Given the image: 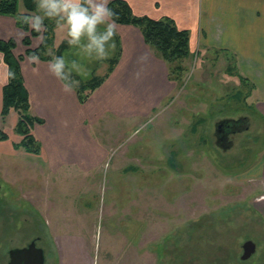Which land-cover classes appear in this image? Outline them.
I'll use <instances>...</instances> for the list:
<instances>
[{
  "label": "rangeland",
  "instance_id": "obj_1",
  "mask_svg": "<svg viewBox=\"0 0 264 264\" xmlns=\"http://www.w3.org/2000/svg\"><path fill=\"white\" fill-rule=\"evenodd\" d=\"M56 34L66 40L55 26ZM63 56L80 65L79 83L109 68L75 47ZM235 59L191 52L157 112L101 121L92 132L109 158L96 171L53 174L22 148L0 156V264L33 242L46 264H60L56 236L84 248L73 264H264V93L241 79ZM241 118L250 129L233 136L231 150L218 148L216 124ZM18 121L14 111L0 121L15 146ZM248 241L257 252L242 261Z\"/></svg>",
  "mask_w": 264,
  "mask_h": 264
},
{
  "label": "crops",
  "instance_id": "obj_2",
  "mask_svg": "<svg viewBox=\"0 0 264 264\" xmlns=\"http://www.w3.org/2000/svg\"><path fill=\"white\" fill-rule=\"evenodd\" d=\"M114 1L126 2L138 18L172 20L180 31L189 32L193 53L220 50L232 54L241 79L252 81L264 93V0H109L108 7ZM20 11L25 13L22 7ZM28 37L14 17L0 15V41L17 44L14 54L22 58L21 73L34 117L43 121L33 133L53 174L102 168L109 152L92 132L95 126L108 118L128 122L147 118L174 92L165 62L134 26L117 24L115 49L105 60L109 68L111 63L116 66L84 105L75 91L62 90L61 82L48 71L49 60L29 63L24 45ZM31 41L32 50L42 45L40 38ZM65 41L56 34V44ZM8 82L9 68L0 54V121ZM15 144L10 138L0 140V156L12 155ZM78 245V240L55 237L60 264H73L75 253L84 250Z\"/></svg>",
  "mask_w": 264,
  "mask_h": 264
},
{
  "label": "trees",
  "instance_id": "obj_3",
  "mask_svg": "<svg viewBox=\"0 0 264 264\" xmlns=\"http://www.w3.org/2000/svg\"><path fill=\"white\" fill-rule=\"evenodd\" d=\"M21 7L25 10V13H21ZM109 8L117 14V24L134 26L141 31L146 44L165 62L170 81L174 82L182 77L185 72L183 64L191 57L189 32L180 31L170 19L155 21L149 18L135 17L130 6L124 1H114L109 5ZM33 14H36V0H0L1 16H12L17 20L20 15ZM51 22L49 20L44 21L46 30L42 35L41 32L38 33L29 28L28 25L17 21L18 26L29 34V37L24 41V45L27 48V57L36 54L40 59H51L47 54L49 49L54 51L55 26H52ZM36 37H42L43 42L39 49L32 50L31 40ZM16 48L17 44L15 41H0V54L4 56V61L9 68V82L4 88L1 122L5 124L11 113L13 111L16 112L19 115L16 133L23 137V141L15 146V149L19 150L22 148L28 153L39 155L42 148L33 132L35 126L42 124L43 121L30 113L31 101L21 73L22 58L15 56ZM68 48L67 42H63L60 49L57 52L54 51L55 55L63 56ZM115 66V63H111L109 71L104 77H94L87 83H79V87L74 91L77 93L81 104L84 105L91 95L103 85ZM0 140H8V136L1 129Z\"/></svg>",
  "mask_w": 264,
  "mask_h": 264
},
{
  "label": "clouds",
  "instance_id": "obj_4",
  "mask_svg": "<svg viewBox=\"0 0 264 264\" xmlns=\"http://www.w3.org/2000/svg\"><path fill=\"white\" fill-rule=\"evenodd\" d=\"M108 4L109 0H36V14L20 15L17 21L38 33L46 30V19L52 21L65 34L70 47L78 48L89 59L106 60L115 49L118 19ZM47 54L51 57L49 73L61 82L64 92H73L79 81L73 79L72 72L78 71L80 65L72 61L69 67L64 56L51 50ZM27 59L29 63L40 62L36 54Z\"/></svg>",
  "mask_w": 264,
  "mask_h": 264
},
{
  "label": "water",
  "instance_id": "obj_5",
  "mask_svg": "<svg viewBox=\"0 0 264 264\" xmlns=\"http://www.w3.org/2000/svg\"><path fill=\"white\" fill-rule=\"evenodd\" d=\"M250 129L248 118L240 120H224L216 124L215 137L218 148L229 151L233 148L232 136L243 133ZM257 252V245L253 241H248L243 245L242 261L250 260ZM8 264H46L45 252L37 247L36 242L31 243L26 248L11 250Z\"/></svg>",
  "mask_w": 264,
  "mask_h": 264
},
{
  "label": "flooded vegetation",
  "instance_id": "obj_6",
  "mask_svg": "<svg viewBox=\"0 0 264 264\" xmlns=\"http://www.w3.org/2000/svg\"><path fill=\"white\" fill-rule=\"evenodd\" d=\"M233 136L231 137V140H232Z\"/></svg>",
  "mask_w": 264,
  "mask_h": 264
}]
</instances>
